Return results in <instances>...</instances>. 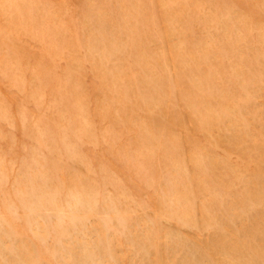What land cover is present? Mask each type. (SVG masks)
I'll list each match as a JSON object with an SVG mask.
<instances>
[{"label":"rangeland","instance_id":"rangeland-1","mask_svg":"<svg viewBox=\"0 0 264 264\" xmlns=\"http://www.w3.org/2000/svg\"><path fill=\"white\" fill-rule=\"evenodd\" d=\"M0 264H264V0H0Z\"/></svg>","mask_w":264,"mask_h":264}]
</instances>
